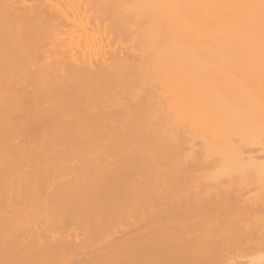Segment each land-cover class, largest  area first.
Returning <instances> with one entry per match:
<instances>
[{
  "label": "bare ground",
  "instance_id": "obj_1",
  "mask_svg": "<svg viewBox=\"0 0 264 264\" xmlns=\"http://www.w3.org/2000/svg\"><path fill=\"white\" fill-rule=\"evenodd\" d=\"M0 140V264H264V0H0Z\"/></svg>",
  "mask_w": 264,
  "mask_h": 264
},
{
  "label": "rangeland",
  "instance_id": "obj_2",
  "mask_svg": "<svg viewBox=\"0 0 264 264\" xmlns=\"http://www.w3.org/2000/svg\"><path fill=\"white\" fill-rule=\"evenodd\" d=\"M122 40H123V39H122ZM121 42H123V41H121ZM121 42H120V43H121ZM118 43H119V42L116 43V41H115V44L119 45ZM126 43H128V42H123V45H124V44L126 45ZM126 46H127V45H126ZM124 47H125V46H124ZM125 48H126V47H125ZM11 141H12V140H11ZM193 142H194V143H195V142L197 143V140H194ZM3 143H4L3 140H0V144H1L0 146L2 147V148L0 147V150L3 149V148H5L4 145H6V144H3ZM182 144H183V148H184V147H187V146L189 147V144H188V143H185L184 141H183ZM184 144H185V145L188 144V145L185 146ZM179 145H180V144H179ZM196 146H197V145H196ZM185 149H186V148H184V150L181 151L182 149L180 148V146H177V148H176L175 150L180 151L179 154L183 156V153H182V152L188 150V149H187V150H185ZM174 152H176V151H174ZM108 154H109V153H108ZM111 154H112V153H111ZM176 154H177V152H176ZM176 154H175V155H176ZM106 155H107V154H105L104 156H105V158L108 159V161L112 159V158H111V155H110V157H108V155H107V156H106ZM177 155H178V154H177ZM177 155H176V156H177ZM180 155H179V156H180ZM87 156L92 157V156H90V155H86V157H87ZM112 156H113V155H112ZM179 156H178V157H179ZM78 157L80 158V156H78ZM78 157H76V158L72 157V158H70V159H71L72 162H73V161L76 162V161L80 160V159H77ZM180 158H182V157H180ZM65 159H66V157H65ZM74 159H75V160H74ZM116 159H117V158H116ZM88 160H89V159H88ZM88 160H85V161H88ZM102 160H104V159H101V161H102ZM113 160H114V159H113ZM65 161H66V160H65ZM69 161H70V160H69ZM69 161H68V162H69ZM108 161L105 160L106 166H105L104 168H102V169L105 170V171H106V170L109 171V169L112 168L111 164H109V165L107 166V162H108ZM115 161H116V160H114V162H115ZM66 162H67V161H66ZM68 162H67V163L63 162L62 164L57 165V170L60 171L61 174H63L62 169H64V171H65V170H68V168H67V164H68ZM79 162L81 163V161H79ZM102 162L104 163V161H102ZM180 162L182 163V161H180ZM64 163H65V164H64ZM70 163H71V162H70ZM70 163H69V164H70ZM105 163H104V164H105ZM108 163H109V162H108ZM69 164H68V165H69ZM182 164H183V163H182ZM184 164H185V162H184ZM61 165H62V166H61ZM64 165H66V166H64ZM186 165L188 166V164H186ZM12 166L17 167V164H14V165H12ZM12 166H11V167H12ZM89 166H91V161H90ZM168 166H169V168L172 169V168H175L176 165H175L174 167H172V165H171V167H170V165H168ZM184 166H185V165H184ZM11 167H10V168H11ZM15 167H14V170H15V172H16ZM176 167H177V166H176ZM212 167H213V166H212ZM212 167H211V168H209V167H205V168H204V167H203L205 171H204L202 168H201V169H200V168L196 169V170H199V171H196V172L194 171L195 169H194V170H189L188 173L186 172V173H187L186 175H188V174L190 173V171H191V172L193 171V176H195V175H196V176H197V175L200 176L201 173H203V177L201 178V181H202V179L204 178V175H206L205 178H204V181L206 180V181H205L206 184H209L208 186L211 185V188L214 187V186L216 185V186H215L216 189H217L218 187H220V188L222 189V187H223L224 185L227 184V186H228V185H229L228 183H230V184H232V186L234 187V190L236 189V191H237L239 188L242 187V188H243V191H242V189H239L238 191L241 190L242 192L245 193V190H246L247 193H248V192H249L248 190H251L252 193H253V191H256L258 188L260 189V188L262 187V186H261V183L256 182V181L253 180V179H247L245 182H242L243 184L240 183V185H238L239 182H240V179H239V177H238L237 174H236V176L238 177L239 182H238V180H236L237 177H236V178H234L235 176H234V177H233V176L229 177V175H231V174H229L228 177H227V176H226V177H225V176H224V177H220V178L217 177V178H219L220 180L217 179L216 177H215V179H214V178L212 179V178H210L211 175H209V174L212 173V172L214 173V171H215V169H216L215 166H214V168H212ZM53 168H56V166L53 167ZM66 168H67V169H66ZM177 169H178V167H177ZM14 170H13V169H9L10 172H13ZM202 170H203V171H202ZM2 171H3V170H2ZM174 171H176V170L174 169ZM201 171H202V172H201ZM206 171H207V172H206ZM200 172H201V173H200ZM60 173H59V174H60ZM199 173H200V174H199ZM191 174H192V173H191ZM191 174H189L188 176L191 177ZM217 174H218V173H217ZM217 174H216V175H217ZM208 175H209V177H208ZM216 175H215V176H216ZM222 175H223V174H221V176H222ZM232 175H233V173H232ZM234 175H235V173H234ZM196 176H195V177H196ZM199 176H197L196 178H198ZM218 176H219V175H218ZM195 177H194V178H195ZM232 177H233V178H232ZM223 178H224V179H223ZM211 179H212V180H211ZM195 180H197V179H195ZM198 180H199V179H198ZM217 180H218V181H217ZM252 180H253V181H252ZM204 181H203V183H202V184H204V186H203L201 183H200V184L203 186V188L206 189L205 191H208V190H209V187H207V188L205 187V182H204ZM241 181H242V180H241ZM243 181H244V180H243ZM251 181H252V182H251ZM207 182H208V183H207ZM214 182H215V183H214ZM218 182H219V183H218ZM220 182H221V183H220ZM235 182L237 183L238 186L235 184ZM193 183H195V182H193ZM197 183H198V185L200 186L199 181H197ZM245 183H247V184H245ZM244 184H245L246 186H245ZM250 184H251V185H250ZM254 184H255V185H254ZM0 185H1V184H0ZM212 185H214V186H212ZM243 185H244V186H243ZM248 185H249V186H248ZM199 186H198V187H199ZM217 186H218V187H217ZM227 186H225V188L223 187V188L225 189L224 191H226V187H227ZM229 186H230V185H229ZM229 186H228L227 188H230V189L227 190V191H230L231 188H232V187H229ZM180 188H184V189H185V187L182 186V185L174 186V187H173V189H174L175 191H176V189H178V190L180 191ZM199 188H200V187H199ZM199 188H196V190H198ZM201 188H202V187H201ZM211 188H210V190H211ZM220 188H218V189L221 190ZM3 189H5V187H2V191H3V192H6L5 194H7L9 190H8V191H6V190L4 191ZM207 189H208V190H207ZM232 189H233V188H232ZM171 190H172V189H171ZM171 190H170V193H171V195H172L171 197L177 198V197L179 196V195H177V191L175 192V193H176V194H175V193H173V190H172V191H171ZM187 190H188V189H187ZM191 190H193V187H192ZM210 190H209V191H210ZM222 190H223V189H222ZM181 191H182V190H181ZM181 191H180V192H181ZM213 191H214V188H213ZM224 191H221V192H224ZM232 191H233V190H232ZM241 191H240V192H241ZM184 192H186V191L184 190V191H182L181 193L184 194ZM214 192H215V191H214ZM216 192H217V190H216ZM218 192H219V191H218ZM218 192H217V193H218ZM221 192H219V193L221 194ZM0 193H2V192H0ZM178 193H179V192H178ZM181 193H180V194H181ZM247 193H245V194H247ZM5 194L2 193V195L4 196V198H3V196L0 194V196H2V198L4 199V201H5V197H6L9 193H8L7 195H5ZM173 194H174L175 196H174ZM248 194H249V193H248ZM11 195H12V194H11ZM176 195H177V197H176ZM12 196H13V195H12ZM12 196H11V197H12ZM9 197H10V195L7 196V198H9ZM11 197H10V198H11ZM13 197H14V196H13ZM13 197H12V201H13ZM6 201H7V199H6ZM8 201H9V199H8ZM22 205H23V204H22ZM22 205H21V207H23ZM10 206H11V205H10ZM10 206H9V207H10ZM21 207H20V208H21ZM25 207H26V206H25ZM25 207H23V208H25ZM8 210L11 211L12 209H11V208H8ZM8 210H7V211H8ZM5 211H6V210H5ZM7 211H6V212H7ZM14 211H15V210H14ZM6 212H4L3 215L6 214V217H8L7 220L9 221V219H12L11 216H10V215L12 214V212H11V214H7ZM2 213H3V211H2ZM2 213H1V214H2ZM9 213H10V212H9ZM9 216H10V217H9ZM1 217H2V220H3L4 218H6L5 216H4V218H3L2 215H1ZM4 220H6V219H4ZM7 220H6V221H7ZM3 222H4V221H3ZM3 222H2V223H3ZM9 222H10V221H9ZM12 222H14V221H12ZM51 231H52V230H50V232H51ZM55 231H56V230H55ZM112 231H114V230H112ZM112 231L109 232V233H107V235H104V233H103V231H102V234H103V235L101 234V237H100V235H99V236H98V239H96V241H95V239H94V240L92 239L94 242L90 239V237L88 238L87 235H84V234H83V235L81 234V236H80V235H79V236L77 235V236L80 237L81 239L79 238V242L77 241L78 239H77L76 241H77L79 244H81V243H82L83 245L85 244V247L89 248L88 250H91V251H92V252H90V254L93 253V254H95V255H96V254H99V255L101 254V255H102V254H104V252H106V251L109 252V250L111 251L112 249H116V248H118V247H122V246H124L123 249L125 250V249H126V246H127L129 243L126 242V241L124 242V241L122 240L123 238H122V239L120 238L122 235L119 236L118 234H115V231H114V233H113ZM23 232H24L25 234L19 232V233H21L22 235L17 234V235H14L15 237H14V236H12V237L10 236L11 238L9 237L11 240H12L13 237H14V239H15L16 241L18 240V242H15V240H14L15 243H13V240L10 241L11 243H9L8 238H7V241H6V240H5L6 237H5L3 240H4L5 242H7V243H6V246H7V244L9 243L8 246H11V247L13 248V244L15 245V244L19 243V239H18V238H21V237H22L23 239H24V238H25V239L30 238L31 235H29V233H28L29 230L27 231V233H26V231H23ZM57 232H58V231H57ZM104 232H108V231H104ZM53 233H54V232H53ZM51 234H52V233H49V234H47V235H48V236L50 235L51 238H50V237H49V238L52 239V240H55V239L57 240V239H59V238L62 237V236L59 237V235L56 233L57 235L55 234L56 236H54V238H52L54 234H52V235H51ZM105 234H106V233H105ZM108 234L111 235V236H108ZM24 235H25V236H24ZM44 235H45V236H44V239L46 240V239H47V235H46V233H44ZM112 235H113V236H116V238L118 239L119 244H121V245H119V244L117 243V244L119 245V246H117L116 243H115V244H116V245H115V244H113L112 242L109 241V239H110L111 241H113V242H114V240H116L115 237L112 239V237H113ZM7 236H8V235H7ZM26 236H27V237H26ZM57 236H58L59 238H58ZM85 236H86V237H85ZM92 236H93V235H92ZM42 237H43V236H42ZM96 237H97V236H95V237L93 236L92 238H96ZM109 237H110V238H109ZM16 238H17V239H16ZM22 238H21V240H20V243H22V242H21V241H22ZM49 238H48V239H49ZM82 238L84 239L85 242L83 241ZM86 238H87V239H86ZM100 238H101V239H100ZM108 238H109V239H108ZM124 238H125V237H124ZM137 238H138V237H137ZM25 239H24V240H25ZM48 239H47V240H48ZM89 239L92 241L91 243H90V240H89ZM119 239H120V240H119ZM3 240H2V243H4ZM80 240H81V242H80ZM82 241H83V242H82ZM104 241H105V244H104ZM120 241H121V242H120ZM77 242H76V243H77ZM106 242H107V243H106ZM122 242H123V243H122ZM130 242H131V241H130ZM76 243H75V244H76ZM78 243H77V244H78ZM89 243H90V244H89ZM111 243H112V245H111ZM126 243H127V244H126ZM22 244H23V243H22ZM79 244H78V245H79ZM103 244H104V245H103ZM83 245H81V246L83 247ZM97 245H98V246H97ZM108 245H109V246H108ZM19 246L21 247L22 245H20V244H19V245H18V244L16 245V247H19ZM76 246H77V245H76ZM102 246H103V248H101ZM1 247H3V245H2ZM20 247H19V248H20ZM93 247H95V250L93 249ZM107 247H108V248H107ZM111 247H112V249H111ZM7 248H9V247H7ZM87 248H86L85 250L88 252ZM96 248H97V249H96ZM127 248H128V247H127ZM0 249L3 251V248H0ZM105 249H106V250H105ZM108 249H109V250H108ZM85 250H84V251H85ZM96 250H97V251H96ZM103 250H104V251H103ZM96 252H97V253H96ZM99 252H100V253H99ZM0 253H1V254H0V259L4 258L6 254H7V258H9V257H8V255H9L8 252L4 255V257H3V254H2L1 251H0ZM10 254H11V253H10ZM16 254L19 255V253H16ZM90 254H89V255H90ZM93 254H91V256H94ZM12 255H14V254H12ZM12 255H10V257H11ZM89 255H88V256H89ZM96 256H97V255H96ZM61 263H62V262H61ZM1 264H2V263H1ZM6 264H8V263H6Z\"/></svg>",
  "mask_w": 264,
  "mask_h": 264
}]
</instances>
